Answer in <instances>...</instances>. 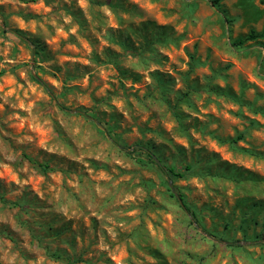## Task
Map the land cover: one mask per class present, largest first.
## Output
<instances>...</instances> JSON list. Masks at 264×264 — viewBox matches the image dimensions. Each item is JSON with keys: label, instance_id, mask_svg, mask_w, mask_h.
Listing matches in <instances>:
<instances>
[{"label": "rangeland", "instance_id": "374dc122", "mask_svg": "<svg viewBox=\"0 0 264 264\" xmlns=\"http://www.w3.org/2000/svg\"><path fill=\"white\" fill-rule=\"evenodd\" d=\"M263 26L264 0H0V264H264V37L233 44Z\"/></svg>", "mask_w": 264, "mask_h": 264}, {"label": "trees", "instance_id": "16d2710c", "mask_svg": "<svg viewBox=\"0 0 264 264\" xmlns=\"http://www.w3.org/2000/svg\"><path fill=\"white\" fill-rule=\"evenodd\" d=\"M24 2H29V1H34V0H21ZM220 0H209L210 4L213 6H217V4L219 3ZM264 37V26L262 27V29L259 32H254L253 30H250L245 36H239L237 37L234 41L233 44L236 45H241L243 44L245 41L247 40H254L256 38H263ZM52 95V94H51ZM59 105V104H58ZM60 106V105H59ZM61 108H63L62 106H60ZM77 113L82 114L84 116H89V111L88 110H82V109H76L75 110ZM241 137V136H238ZM116 145L119 147L120 150H122L124 153L126 154H132V153H142L145 160L149 161L150 163H152L153 165H155L164 175L170 174L174 177H184L185 174L184 172H177L175 171V168L173 166H169V165H165L161 162V160L154 154V152H152L151 150L145 148V147H132L129 148L125 145L119 144L117 142ZM36 166L41 169L42 171H46V170H50L51 167L49 166V164L47 163H38L35 162ZM186 170L191 169V165H186L185 166ZM174 188V186L172 185H167V189L170 190L171 192V196L174 197L179 204L181 205V207H183L184 210H186L187 212L190 213L193 222H195V224L197 225V227H199L203 232L207 233L208 235H212L210 232H207L202 226L201 224L198 222V220H196V214L195 211L190 209L189 206H187L186 202L184 201L183 195L180 192H173L172 189Z\"/></svg>", "mask_w": 264, "mask_h": 264}, {"label": "water", "instance_id": "95a60500", "mask_svg": "<svg viewBox=\"0 0 264 264\" xmlns=\"http://www.w3.org/2000/svg\"><path fill=\"white\" fill-rule=\"evenodd\" d=\"M179 202H181V201H179Z\"/></svg>", "mask_w": 264, "mask_h": 264}]
</instances>
